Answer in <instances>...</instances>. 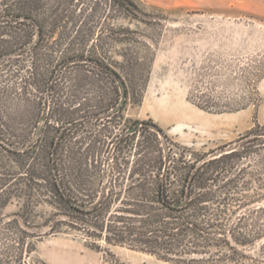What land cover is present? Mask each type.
I'll use <instances>...</instances> for the list:
<instances>
[{"label":"trees","instance_id":"1","mask_svg":"<svg viewBox=\"0 0 264 264\" xmlns=\"http://www.w3.org/2000/svg\"><path fill=\"white\" fill-rule=\"evenodd\" d=\"M108 1L112 19L141 13L134 0ZM128 33L113 23L61 24L58 0H0V148L31 190L44 187L66 225L89 239L170 262L226 249L227 263L249 264L234 250L264 238V202L236 211L264 200L247 195L264 187V124L203 151L150 118L125 116L151 65L129 47L120 60L108 56L104 45ZM226 73L202 71L187 99L210 113L259 103L261 63ZM226 75L235 86L207 79ZM86 245L98 249L95 240Z\"/></svg>","mask_w":264,"mask_h":264},{"label":"rangeland","instance_id":"2","mask_svg":"<svg viewBox=\"0 0 264 264\" xmlns=\"http://www.w3.org/2000/svg\"><path fill=\"white\" fill-rule=\"evenodd\" d=\"M134 1L141 11L138 17L112 19L108 0H58L61 24L71 26L77 20L98 28L111 23L128 28L123 42L104 45L113 60H120L126 47L151 59L141 100L128 105L125 116L150 118L178 142L203 151L236 139L254 121L264 124V78L257 84L259 103L239 111L210 113L187 99L190 87L203 81L200 73L204 70L229 74L238 64L254 67L260 63L264 70V16L241 4L239 8L194 10L162 9ZM207 79L235 86L231 76ZM13 156L0 148V264H230L225 260L232 250L210 249L170 262L104 239H89L66 225L44 195V187L41 192L31 190ZM247 195L264 198V187L253 186ZM263 202L238 208L236 216ZM91 240L98 249L86 245ZM32 246L35 250L29 251ZM234 252L246 263L264 264V238Z\"/></svg>","mask_w":264,"mask_h":264},{"label":"crops","instance_id":"3","mask_svg":"<svg viewBox=\"0 0 264 264\" xmlns=\"http://www.w3.org/2000/svg\"><path fill=\"white\" fill-rule=\"evenodd\" d=\"M141 1L156 5L162 9L184 8V9H194V10H217V9L233 8V7L239 8L240 6L239 4H241V6L245 8L247 11L260 16H264V0H141Z\"/></svg>","mask_w":264,"mask_h":264}]
</instances>
